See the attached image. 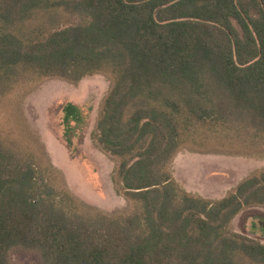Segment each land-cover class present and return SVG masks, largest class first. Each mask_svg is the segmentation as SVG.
Segmentation results:
<instances>
[{
	"label": "trees",
	"instance_id": "obj_1",
	"mask_svg": "<svg viewBox=\"0 0 264 264\" xmlns=\"http://www.w3.org/2000/svg\"><path fill=\"white\" fill-rule=\"evenodd\" d=\"M109 83L91 132L128 203L106 212L51 175L23 101L44 81ZM220 147V148H219ZM264 153V0H0V264H264L232 221L264 209V167L224 197L187 191L178 152Z\"/></svg>",
	"mask_w": 264,
	"mask_h": 264
},
{
	"label": "rangeland",
	"instance_id": "obj_2",
	"mask_svg": "<svg viewBox=\"0 0 264 264\" xmlns=\"http://www.w3.org/2000/svg\"><path fill=\"white\" fill-rule=\"evenodd\" d=\"M108 86L106 78L97 74L83 78L77 86L58 79L46 80L24 99L23 113L57 171L52 179L64 183L84 203L115 212L126 209L128 203L111 181L112 160L91 141L98 107ZM188 152L192 157L185 169L178 170L180 177L195 180L211 192L231 186L256 165L255 160L264 162V153L242 156ZM233 227L264 242V210L242 211ZM10 260L11 264H41L35 251L14 250Z\"/></svg>",
	"mask_w": 264,
	"mask_h": 264
},
{
	"label": "crops",
	"instance_id": "obj_3",
	"mask_svg": "<svg viewBox=\"0 0 264 264\" xmlns=\"http://www.w3.org/2000/svg\"><path fill=\"white\" fill-rule=\"evenodd\" d=\"M192 155V153L183 150L177 153V155L175 156L173 162H172V170H173V177L176 181H178L187 191L190 192H194V193H198L199 195H201L202 197L205 198H209V199H219L225 196V194L232 189L233 187H235L239 181H241L242 179H244L246 176H248L252 171L259 169L261 167H264V162L263 161H259V160H255V164L253 167H251L250 169H248V172L244 175H242L240 177V179H236L235 182L233 184H231V186H227L226 188L222 189H216L217 192H211V191H206V189L201 186L198 185V183L195 180H185L184 176L181 175L180 177V173L178 172L179 169H185L186 164L190 161L191 158H189ZM192 157V156H191ZM194 157V156H193ZM198 157V156H197ZM218 159V158H215ZM251 160V159H250ZM189 169V167H188ZM197 185V186H196ZM218 194L217 196L212 197V194ZM250 208H260V207H250ZM250 208H246V209H250ZM244 209V210H246ZM263 209V208H260ZM242 210V211H244ZM264 210V209H263ZM242 211H240L235 217H237ZM234 217V219H235ZM233 219V221H234ZM233 221H232V225H233ZM250 237V236H249ZM256 239V238H255Z\"/></svg>",
	"mask_w": 264,
	"mask_h": 264
}]
</instances>
